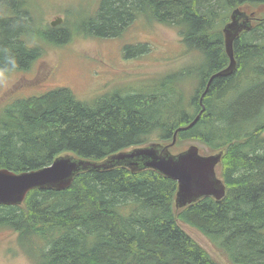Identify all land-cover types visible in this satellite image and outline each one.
<instances>
[{
	"label": "trees",
	"instance_id": "1",
	"mask_svg": "<svg viewBox=\"0 0 264 264\" xmlns=\"http://www.w3.org/2000/svg\"><path fill=\"white\" fill-rule=\"evenodd\" d=\"M236 8L249 15L251 29L233 41L234 70L212 78L230 64L223 28ZM94 13L79 26L102 38L120 36L138 17L177 28L202 58L176 74H193L197 87L184 94L171 73L152 89L117 90L92 103L67 87L15 98L0 116V169L36 170L66 153L101 161L150 142L168 144L199 116L171 149L199 142L223 151L226 195L177 211L176 180L120 166L79 173L63 190L32 189L21 205L0 204V227L17 232L37 264H221L180 222L232 264H264V0H100ZM32 21L25 0H0V73L26 71L40 55L25 36ZM69 34L50 24L43 35L59 44ZM148 47L140 44L139 54Z\"/></svg>",
	"mask_w": 264,
	"mask_h": 264
},
{
	"label": "rangeland",
	"instance_id": "2",
	"mask_svg": "<svg viewBox=\"0 0 264 264\" xmlns=\"http://www.w3.org/2000/svg\"><path fill=\"white\" fill-rule=\"evenodd\" d=\"M25 1L33 13V28L25 36L31 45L40 48V55L26 71L0 73V116L13 99L41 95L56 87H67L79 99L92 103L117 90L129 93L152 89L157 80L171 73H175V85L184 94L190 95L198 85L193 74L185 78L176 74L197 65L202 55L187 49L175 27L138 17L120 36L102 38L84 33L79 26L82 20L95 14L100 0ZM57 17L63 20L56 27L66 26L70 32L68 39L59 44L46 41L43 35ZM144 43L149 50L139 54L141 49L137 47ZM126 47L133 49L127 52ZM180 224L217 261L232 264L201 231ZM28 249L17 232L0 227V264H37L36 255Z\"/></svg>",
	"mask_w": 264,
	"mask_h": 264
},
{
	"label": "water",
	"instance_id": "3",
	"mask_svg": "<svg viewBox=\"0 0 264 264\" xmlns=\"http://www.w3.org/2000/svg\"><path fill=\"white\" fill-rule=\"evenodd\" d=\"M61 21L62 18H57L51 22V25L56 26ZM250 23L249 15L245 10L236 8L232 12L231 21L223 28L230 64L212 78L230 74L234 70L236 60L233 54V41L242 30L251 29ZM198 118L199 116L188 126L176 130L172 142L168 144L150 142L144 146L121 150L101 161L66 153L56 156L50 165L36 170L16 173L8 169H0V204L21 205L32 189L63 190L72 184L79 173L109 170L120 166L133 172L153 169L176 180L177 211L204 197L221 200L226 195V185L220 177L223 151L206 154L197 144H190L177 151L171 149L176 143L178 131L193 126Z\"/></svg>",
	"mask_w": 264,
	"mask_h": 264
}]
</instances>
